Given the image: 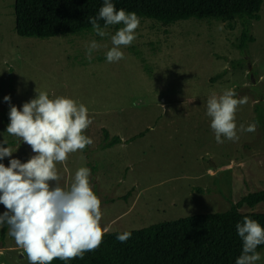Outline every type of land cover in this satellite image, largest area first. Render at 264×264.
I'll use <instances>...</instances> for the list:
<instances>
[{"label": "rangeland", "instance_id": "1", "mask_svg": "<svg viewBox=\"0 0 264 264\" xmlns=\"http://www.w3.org/2000/svg\"><path fill=\"white\" fill-rule=\"evenodd\" d=\"M15 0H0V146L12 158H30L26 144L6 133L10 106L47 92L88 109L92 123L84 135L87 150L56 163L61 187L77 169L91 170L90 185L101 201L100 225L106 231L142 229L164 221L229 210L251 192L264 189V6L252 24L255 41L237 46L242 26L189 19L164 25L140 19L136 39L122 47L124 59L108 63V36L91 30L52 38L22 37L16 32ZM100 48L91 59L87 48ZM234 89L248 102L235 114L239 132L233 142L217 143L206 114L213 93ZM10 96V103L4 100ZM122 142L105 145L104 130ZM136 136L134 139L133 137ZM132 139V140H131ZM7 141L4 144L3 141ZM6 211L0 204V214ZM242 212H264V202ZM0 227V264H28L26 254ZM264 264V249L261 250Z\"/></svg>", "mask_w": 264, "mask_h": 264}, {"label": "clouds", "instance_id": "2", "mask_svg": "<svg viewBox=\"0 0 264 264\" xmlns=\"http://www.w3.org/2000/svg\"><path fill=\"white\" fill-rule=\"evenodd\" d=\"M93 31L99 37L108 36L110 26L122 25L110 36L112 47L106 53L108 63L124 59L122 47L130 46L136 39L135 30L140 19L135 12L117 10L112 0H104L98 15L88 18ZM104 21L103 27L99 23ZM100 48L91 41L87 54ZM36 98L25 102L22 109L10 106L6 133L19 142L28 144L36 154L27 162L12 158L9 165L0 163V204L6 211L0 214V227L7 226L8 235L26 254L28 264H52L54 259L69 261L83 259L85 253L95 251L103 240L101 201L90 185L91 170L81 167L70 184L61 187V176L56 163H64L68 155L84 150L93 140L84 135L92 123L88 109L71 98H49L47 92H37ZM4 100L10 103V96ZM248 98H237L234 89L222 94L213 93L206 103V114L211 118L210 127L217 143L221 137L229 141L239 140V132H255L256 124H243L237 129L235 114ZM7 144V141H3ZM10 147L0 146V160L12 157ZM55 181V187L49 182ZM242 240L240 255L235 264H258L264 245V227L256 220L244 217L236 225ZM130 232L116 236L121 243L130 239Z\"/></svg>", "mask_w": 264, "mask_h": 264}, {"label": "trees", "instance_id": "3", "mask_svg": "<svg viewBox=\"0 0 264 264\" xmlns=\"http://www.w3.org/2000/svg\"><path fill=\"white\" fill-rule=\"evenodd\" d=\"M104 0H15L16 32L22 37L47 39L55 36L87 33L92 29L89 17L98 15ZM117 10L135 12L139 19H153L164 25L195 19L227 23L234 29L241 24L237 46L247 49L255 41L252 24L262 18L264 0H112ZM99 23L103 27L104 21ZM122 25L110 26L118 30ZM7 125L9 117L4 114ZM136 136L133 137V139ZM105 145L121 143L104 130ZM132 140V139H131ZM84 150H87V146ZM264 202V189L251 192L233 203L229 210L197 214L129 231H105L102 243L83 259L52 264H235L242 249L236 225L244 217L264 227V212H242L245 205ZM7 226H3L5 238ZM130 232L127 242L116 236ZM264 249L260 245L257 251Z\"/></svg>", "mask_w": 264, "mask_h": 264}, {"label": "water", "instance_id": "4", "mask_svg": "<svg viewBox=\"0 0 264 264\" xmlns=\"http://www.w3.org/2000/svg\"><path fill=\"white\" fill-rule=\"evenodd\" d=\"M25 144H26V143H25ZM26 146L28 147V149H29V151H30V155H31V157L34 156V155H36V154L32 151L31 147H30L28 144H26ZM49 184H50L51 187H55L56 182H55V181H50Z\"/></svg>", "mask_w": 264, "mask_h": 264}, {"label": "crops", "instance_id": "5", "mask_svg": "<svg viewBox=\"0 0 264 264\" xmlns=\"http://www.w3.org/2000/svg\"><path fill=\"white\" fill-rule=\"evenodd\" d=\"M2 249H3V246H0V253L3 251Z\"/></svg>", "mask_w": 264, "mask_h": 264}]
</instances>
